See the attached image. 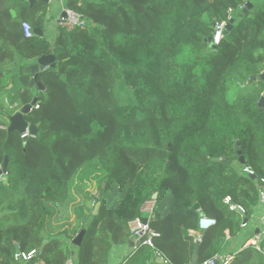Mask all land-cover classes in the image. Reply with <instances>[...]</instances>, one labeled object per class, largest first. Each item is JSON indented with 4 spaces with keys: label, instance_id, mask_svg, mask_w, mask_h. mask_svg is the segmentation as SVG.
<instances>
[{
    "label": "trees",
    "instance_id": "1",
    "mask_svg": "<svg viewBox=\"0 0 264 264\" xmlns=\"http://www.w3.org/2000/svg\"><path fill=\"white\" fill-rule=\"evenodd\" d=\"M245 3L252 6L246 13ZM64 5L86 25L70 31L58 25L49 43L50 3L0 0V126L38 99L25 117L38 126L35 137L27 142L0 129V165L8 156L14 184H0V264H18L17 248L37 250L39 264L71 257L74 264H154L158 253L170 264H192L197 246L198 264L228 254L235 256L230 264H264V239L258 248L236 252L226 238V232L237 238L244 220L253 218L264 179V111L258 107L264 81L249 84L264 72L263 6L252 0ZM230 16L235 27L212 47L214 24ZM24 22L44 37L25 38ZM51 54L57 65L41 68L45 90L37 88L48 96L35 97L32 66ZM10 85L20 92L13 94ZM233 86L239 88L231 97ZM32 147L45 161H28ZM93 169L102 172L98 197L85 191ZM73 191L82 197L74 223L54 225L62 205L75 200ZM150 200L156 201L150 227L159 234L154 247L143 244L113 262L114 249L134 238L130 222L148 216L143 208ZM203 216L217 224L195 244L191 232ZM84 230L82 245L73 244Z\"/></svg>",
    "mask_w": 264,
    "mask_h": 264
},
{
    "label": "built area",
    "instance_id": "2",
    "mask_svg": "<svg viewBox=\"0 0 264 264\" xmlns=\"http://www.w3.org/2000/svg\"><path fill=\"white\" fill-rule=\"evenodd\" d=\"M246 6H247V3L241 6L240 9H245ZM63 11L66 12V18L63 19L60 24L64 26L65 28H67V30L70 31V30L75 29L76 27H80V26L84 27L86 25L83 16L80 15L79 13H76L75 11L69 8H66L65 5H64ZM231 12L232 10L229 11L230 14ZM230 18L231 16L229 17V19ZM228 21H225L222 23H216L215 33H214V36L212 37L213 45L219 46L221 44ZM22 28H23L25 38L33 39L36 36V34L34 33V29L29 22H24L22 25ZM246 171L249 174L254 175V172L251 171L250 169H246ZM259 198H260V205L264 209V179L261 180V185L259 189ZM225 202L230 206L232 210L236 209V210H239L242 214H244V210L241 207L234 206L231 203L230 198H227ZM155 204H156L155 200H150L145 204L143 208V212L148 215L147 217H144V219L145 218L148 219V223H144L143 218H137L131 221L129 224L130 231L133 237L135 238V240H139L141 237L147 236V240L143 244L148 245L152 248L154 247L153 239L159 236V234L153 231L150 227V222L154 215ZM216 224L217 222L215 219L209 218L207 216H203L199 222V230L191 232V236L194 240V243L201 244L203 241L204 232L216 226ZM242 226L245 228L247 224L243 223ZM263 228H264V216H263ZM226 238L227 240L230 239L229 232H226ZM257 239L259 240L260 236H257ZM38 255L39 253L37 250H32L30 252L20 251L15 254V261L18 264H27L28 262H33V264H35V262L38 261ZM156 258H162L164 260L163 264H170L169 261L164 256H162L160 253L157 254ZM234 258L235 256L231 254L217 255L214 258L205 261L203 264H230L234 260ZM73 259L74 258L72 257L69 258L65 264H74ZM36 264H39V262H36ZM154 264H159V263L157 262Z\"/></svg>",
    "mask_w": 264,
    "mask_h": 264
},
{
    "label": "water",
    "instance_id": "3",
    "mask_svg": "<svg viewBox=\"0 0 264 264\" xmlns=\"http://www.w3.org/2000/svg\"><path fill=\"white\" fill-rule=\"evenodd\" d=\"M36 1H44L46 3H50L51 0H30L31 4L33 5ZM247 5L249 6V4L247 3ZM246 6L244 13H246L249 9L252 8V6L250 5L249 7ZM66 18V12L62 11V13L59 16L58 19V23H61L63 19ZM235 23H236V19L235 18H230L229 21L227 22L226 25V30L224 32V36H227L235 27ZM216 26V24H214V27ZM34 33L36 34L37 37L39 38H43L44 37V33L40 28H35L34 29ZM208 42L211 44L212 47L217 48V46L212 44V38H210L208 40ZM57 65L56 62V57L55 55L51 54V55H45L42 56L41 58H39L37 64H35L34 66H32V74H33V78L31 80L30 83V88L33 89L35 87L37 88H41L42 91L45 90V87L42 86V84L39 82V72L41 70V68H55ZM262 80L264 81V72L258 77V76H252L249 84L253 83V81L255 80ZM10 90L12 91L13 94H15L16 92H20V90L14 88L13 85H10ZM38 103V99L34 98V100L29 103L24 105L19 111H17L16 113L9 115L8 116V122L9 125L8 126H0V129L6 130L8 132V134H12V133H18L20 136H22V138L27 141L30 137H35V135L37 134V129L38 126L36 125H31L29 122L26 121L25 117L26 115L30 114L33 111V108L37 105ZM258 107L260 109V111H264V94L262 95L261 99L258 102ZM239 154L241 155L240 158V162L242 164L245 163V159L242 156V152L239 151ZM222 163L226 164L225 161H222ZM9 172V157L6 156L4 158V161L2 162V164L0 165V184L2 182V179L5 176H8ZM103 187L105 188V184H103ZM156 199V196L155 198ZM100 207L101 204L99 203L96 206L95 215H98L100 212ZM194 210L199 211L200 210V205H195L194 206ZM144 223H148V219H143ZM248 220L245 219L244 220V224H247ZM86 234V231H82L80 234L77 235V237L73 240V244L77 245V246H81L84 236ZM147 240V236H143L141 237L139 240H135V238L131 239L128 242V245L130 247L129 253L127 255L130 256L132 253H134V251L141 247L143 245V243ZM198 249L199 246L196 247V250L194 252V256H193V260H192V264H198ZM17 252H20V249L17 248ZM74 255V253H73ZM157 262L159 264H163L164 260L162 258H157ZM27 264H33V262H28Z\"/></svg>",
    "mask_w": 264,
    "mask_h": 264
},
{
    "label": "rangeland",
    "instance_id": "4",
    "mask_svg": "<svg viewBox=\"0 0 264 264\" xmlns=\"http://www.w3.org/2000/svg\"><path fill=\"white\" fill-rule=\"evenodd\" d=\"M54 1V0H52ZM255 5L259 6H263L264 8V0H252ZM51 5V3H50ZM50 8V7H49ZM50 10H49V17H50V29L47 32V40L49 43H51L52 41L55 40V35H56V29L58 25H61L60 23L56 22L57 20H53L52 17H54L53 15L50 14ZM62 26V25H61ZM54 47V44H53ZM51 50H54V48L51 47ZM238 86H233L232 89L230 90V96L232 97L233 95H236L238 92ZM42 91H38L37 87H35L32 91V93L34 94L35 97H39L41 95L44 94L45 97L48 96V93L46 92H42L43 94H41ZM19 92H16L15 94H17ZM54 108V107H53ZM51 110H47V112L49 114H52L54 112V109ZM16 145H19V141L18 139L14 140ZM28 142V141H27ZM28 154L29 156L27 157L29 162H42L45 161L46 159V155L43 154V151L39 150L36 147H32L28 149ZM14 169V168H13ZM92 169V168H91ZM15 170V169H14ZM15 173H19L18 171H15ZM88 175H89V179H87L85 181L86 185H85V191L88 192L90 194L91 197H98L99 196V179L102 177V172L98 171V170H91L88 171ZM91 176V177H90ZM2 182L5 183L6 185H8L9 187H13V181L11 180V177L9 176H5L2 179ZM73 198H75V200H70L68 203H65L64 205H62V208L60 210L61 215L59 216V218L57 220L54 221V225H62V224H73L72 220H74L75 214H74V207L75 206H79L81 204V196L79 194H77L76 191H73L72 194ZM87 207L89 209H93L94 204L93 202H89L87 204ZM65 215H68L69 217H65Z\"/></svg>",
    "mask_w": 264,
    "mask_h": 264
},
{
    "label": "crops",
    "instance_id": "5",
    "mask_svg": "<svg viewBox=\"0 0 264 264\" xmlns=\"http://www.w3.org/2000/svg\"><path fill=\"white\" fill-rule=\"evenodd\" d=\"M50 3V14L54 16L52 19H55L57 20L56 22H58L59 16L64 8V0H51ZM263 216L264 209L259 204L255 208L253 218L248 221V226L243 229L237 238L227 240L228 242H231L229 251L237 252L239 249H244L249 245H254L257 248L259 247V242L264 239ZM257 236H260L259 240L257 239ZM129 250V245L116 247L114 249L113 262L117 263L123 261L124 258L127 257Z\"/></svg>",
    "mask_w": 264,
    "mask_h": 264
},
{
    "label": "flooded vegetation",
    "instance_id": "6",
    "mask_svg": "<svg viewBox=\"0 0 264 264\" xmlns=\"http://www.w3.org/2000/svg\"><path fill=\"white\" fill-rule=\"evenodd\" d=\"M9 125V124H8Z\"/></svg>",
    "mask_w": 264,
    "mask_h": 264
}]
</instances>
